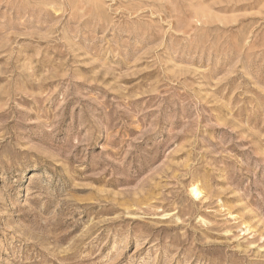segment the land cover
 Wrapping results in <instances>:
<instances>
[{
	"label": "rangeland",
	"instance_id": "obj_1",
	"mask_svg": "<svg viewBox=\"0 0 264 264\" xmlns=\"http://www.w3.org/2000/svg\"><path fill=\"white\" fill-rule=\"evenodd\" d=\"M0 264H264V0H0Z\"/></svg>",
	"mask_w": 264,
	"mask_h": 264
}]
</instances>
